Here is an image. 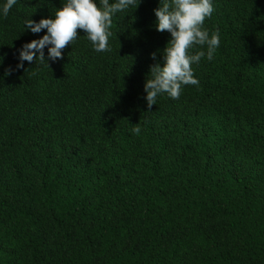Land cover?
Returning a JSON list of instances; mask_svg holds the SVG:
<instances>
[{
  "label": "trees",
  "instance_id": "obj_1",
  "mask_svg": "<svg viewBox=\"0 0 264 264\" xmlns=\"http://www.w3.org/2000/svg\"><path fill=\"white\" fill-rule=\"evenodd\" d=\"M66 2L0 11V264H264V0H212L213 60L151 110L160 0L113 16L109 52L78 30L63 59L17 69L47 34L25 21Z\"/></svg>",
  "mask_w": 264,
  "mask_h": 264
},
{
  "label": "clouds",
  "instance_id": "obj_2",
  "mask_svg": "<svg viewBox=\"0 0 264 264\" xmlns=\"http://www.w3.org/2000/svg\"><path fill=\"white\" fill-rule=\"evenodd\" d=\"M16 3L17 0H6L0 8L5 18ZM130 7H137V0H100L99 6L96 0H67L62 9L56 11L54 18L41 19L39 22L26 20L27 30L33 34L47 30V34L23 45L19 51L20 63L17 69H23L25 61L29 64L34 61L46 62L45 48L48 49L49 60L55 62L63 59V50L78 38V30L87 34V39L97 53L111 51L109 37L112 35V18ZM213 12L212 0H160V7L154 10L156 29L161 33L169 32L171 40L163 51V66L159 62L150 66L151 78L144 85L149 110L156 105L159 95L166 93L170 98L178 100L183 86L199 84L194 78L192 64H198L205 56L209 61L213 60L220 45L218 30L210 35L203 27ZM197 47L206 48V51L190 54V50ZM152 59L156 60V53L152 54ZM12 71L9 68L7 73L11 74ZM132 131L139 135V124L134 125Z\"/></svg>",
  "mask_w": 264,
  "mask_h": 264
}]
</instances>
